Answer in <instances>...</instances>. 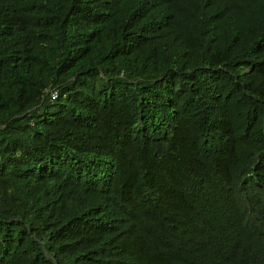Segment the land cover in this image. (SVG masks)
<instances>
[{
    "label": "trees",
    "instance_id": "obj_1",
    "mask_svg": "<svg viewBox=\"0 0 264 264\" xmlns=\"http://www.w3.org/2000/svg\"><path fill=\"white\" fill-rule=\"evenodd\" d=\"M0 264H264V0H0Z\"/></svg>",
    "mask_w": 264,
    "mask_h": 264
}]
</instances>
